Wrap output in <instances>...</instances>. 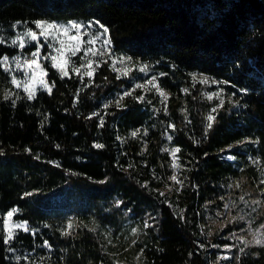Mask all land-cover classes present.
Segmentation results:
<instances>
[{
    "label": "trees",
    "instance_id": "1",
    "mask_svg": "<svg viewBox=\"0 0 264 264\" xmlns=\"http://www.w3.org/2000/svg\"><path fill=\"white\" fill-rule=\"evenodd\" d=\"M72 19L110 45L53 67L33 22ZM17 21L46 75L29 100L0 63V229L29 227L0 264H264V0H0V36Z\"/></svg>",
    "mask_w": 264,
    "mask_h": 264
},
{
    "label": "snow or ice",
    "instance_id": "2",
    "mask_svg": "<svg viewBox=\"0 0 264 264\" xmlns=\"http://www.w3.org/2000/svg\"><path fill=\"white\" fill-rule=\"evenodd\" d=\"M20 23H21L20 21L16 22V24H20ZM33 23L35 24L36 28H38L40 30L39 31V36L43 37L44 40L46 42H48V47L50 49H53L54 52L59 53L60 55H64V52L66 51V49H65V41L61 37L62 36L63 37H69L70 28L72 30H75L76 35L75 36H70L69 39L76 41V43H75V46L73 48L67 49V50L71 51L72 55H76V53L81 50V35H80V33H81V29L84 28L85 25H83V24H81L79 22H76V21H68V22H66L65 25H62V24H60V23H58L56 21L49 22L47 20H36ZM94 23L96 25H99V28L103 30L102 33H100V34L95 36V39L99 40L100 35H106L108 33V29L104 25L100 24L99 21H95ZM26 37L29 38V42H32V41L37 42L36 51L32 53V57L33 58L32 59H24L23 62H21V58L19 56H16V57H13L12 60L15 61L17 69H24V76L26 78L25 85H24V90L28 93V99L31 100V99L34 98V90L32 89V85L37 80V72L35 71V69H41V67H42L41 64L39 63V52H40V48L43 45L39 44V38H38L37 32L33 31L31 28H29L27 30V32H25V33L17 34V36L11 40V44L12 45H17L18 44L20 49H24L25 48V38ZM49 38H51V40H49ZM6 42L7 41L5 40V38L0 36V43H6ZM92 42L93 41H87L86 43H92ZM57 43L60 45L59 47H55V45ZM103 44H104L105 47H107L110 44V40L109 39H105L103 41ZM87 51L91 52L92 49L88 48ZM93 54L95 55V53H93ZM49 56H50V59L52 61V66L53 67H57V68H61V69L64 68V65L56 63V61H57V56L56 55L49 54ZM49 56L44 57V59H48ZM127 59L131 60L132 58L128 57ZM0 63H3L4 65H8L9 57L7 55H5L3 57V59L0 60ZM87 67L89 69H91L92 61H88ZM29 69L33 70L30 79H28V70ZM8 70H9V68L5 67V71H8ZM146 70H147V66L146 65L143 66L140 69V71H146ZM124 74L127 75V71H125ZM39 75L43 76V75H46V73L41 71L39 73ZM67 75H68L67 71H62L61 78H63L64 76H67ZM84 75H87L88 77H91L93 75V71H90V70L89 71H85ZM161 75H164V74L162 73ZM201 78H202L201 82H203V83H207L208 82V78L206 76H203V74H201ZM193 79H196V75L195 74H193ZM154 81H156V77L155 76H153L151 78V80L148 81V83H153ZM12 83L16 84L19 87V83L17 82V79H16L15 76H13V78H12ZM212 83H218V81H212ZM224 83H227V81H225ZM40 84L42 86H44V81L40 80ZM136 87L139 88V87H142V85L137 84ZM158 91H160V90L158 89ZM222 91H223V89H221V92ZM130 94L131 93L129 91H125L123 93V96H128ZM161 95H163V92H161ZM213 95H217L218 96L219 93H216V94H213ZM123 96H121V99L123 98ZM208 98L212 99L213 96L209 95ZM5 99H8V97L5 96ZM139 99H143V97H140ZM223 103H224V101L221 98L220 99V104L218 105V107L222 106ZM116 104H117V106H119V104H120L119 99L116 101ZM212 111L215 112L216 109H213ZM207 120L209 121V123L207 124V128L210 129L213 126L212 122L215 120V117L210 114V115H208ZM170 127H172V126H170ZM138 131H139V129H137L136 131H133L131 133V135L133 137H135L137 135ZM168 139L171 140L172 137L169 136ZM95 147L96 148H103L104 145L95 144ZM179 151H180L179 148H175L173 150V154L178 153ZM171 179L173 181H176L177 177L175 175H173L171 177ZM161 195H163V193H161ZM241 199H243V197H241ZM225 207H227V205H225ZM14 213H15V210L8 211L6 213V217L7 218H12L14 216ZM7 218L3 219V221H2L3 228L0 229V234H2L3 231H7L8 234L4 235L2 238H3V241H4L5 244H10L11 241L14 239V233H13L12 228L8 227V219ZM144 226L145 227L149 226L147 221L145 222ZM13 227L16 228V229H23L24 231H28L29 230V228L27 226V222L17 223ZM68 227L71 228V224H69ZM65 234H67V233H65ZM44 243H45V245H47L48 241H45ZM249 243L261 244V243H264V241H262L261 239H254L251 242L247 241V240H244L245 246H247ZM201 247H203V245H201ZM9 251H13V249L10 248ZM240 251L243 252L244 249H240ZM225 258H227V257H225ZM15 259L19 261L21 258L19 256H17V257H15ZM24 259H27V257H24Z\"/></svg>",
    "mask_w": 264,
    "mask_h": 264
},
{
    "label": "rangeland",
    "instance_id": "3",
    "mask_svg": "<svg viewBox=\"0 0 264 264\" xmlns=\"http://www.w3.org/2000/svg\"><path fill=\"white\" fill-rule=\"evenodd\" d=\"M47 21H49V22L56 21L62 25H65L66 22H68V21H76V22H79V23L85 25V27L81 29V33H80V35H81V50L87 51L88 48L94 49V48H98L100 46H104L103 41L105 39L110 40L108 33L106 35H100L99 40L95 39V36L102 33L103 30L99 28V25H96L94 23L95 22L94 20L72 19V20H47ZM14 25H15L14 26L15 31L13 33L8 34V36L5 37V39L9 43H11V40L13 38H15L17 36V34L25 33L29 29V27H27L22 22L20 24L14 23ZM75 35H76L75 30H72L70 28L69 37L75 36ZM69 37H63V36L61 37L65 41L66 51L64 52V55H60L59 53L54 52L53 49H50V54L57 56V61H56L57 64H62L65 66L68 62L69 56L72 54L71 51H69L67 49L73 48L75 46L76 41L70 40ZM49 40H51V38H49ZM87 41H93V42L92 43H86ZM34 42L35 41L29 42V38H27V37L25 38V46L31 45ZM46 43L48 44V42H46ZM59 46L60 45L58 43L55 45V47H59ZM35 51H36V49L33 50L29 55H20L19 57L21 58V62H23L24 59H32L33 58L32 53ZM12 58L13 57H9V63L7 66L9 68V70L11 71L12 76L16 77L17 82L19 83V86L24 88L25 80H26V78L24 76V69H17L15 61L12 60ZM39 63L41 64L40 59H39ZM32 71H33L32 69L28 70V79H30V77L32 75ZM35 71L37 72V80L32 85V89L34 90V93L37 90V88H39L41 86L40 80L44 81V79H45V75H43V76L39 75V73L41 71L45 72L43 67H41V69H35ZM159 90H160L159 91L160 93L163 92V97H164L166 95L165 91L161 87H159ZM12 210H15V209L13 208L10 211H12ZM5 218H7L6 215H5ZM7 219H8V227L12 228L13 233H15L18 230V229L13 227L15 224L21 223V222H26L25 220H18L16 218H14V216L12 218H7ZM251 230L253 231V240L254 239H261L262 241H264V228L262 226H259L258 228H251ZM230 255H231L230 252L225 251L222 253L221 256L223 258H225V257L229 258ZM27 258H28V256H27ZM23 264H48V263H43L37 259H35V260L28 259L27 262H25ZM49 264H54V263L50 262Z\"/></svg>",
    "mask_w": 264,
    "mask_h": 264
}]
</instances>
